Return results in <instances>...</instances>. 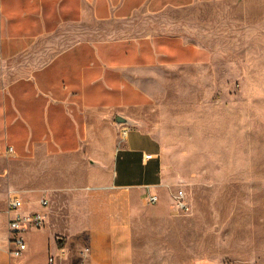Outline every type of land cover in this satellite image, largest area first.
I'll return each mask as SVG.
<instances>
[{"label": "crops", "instance_id": "0c3cea01", "mask_svg": "<svg viewBox=\"0 0 264 264\" xmlns=\"http://www.w3.org/2000/svg\"><path fill=\"white\" fill-rule=\"evenodd\" d=\"M236 1L0 0V161L49 158L80 166L74 186L22 201L21 214L44 217L36 235L49 238L45 264L49 258L146 264L136 234L144 232L143 222L166 219L172 210L161 145L143 116L169 73L215 60L210 47L183 34L191 24L176 16L200 4ZM117 117L130 122L122 125L129 130L123 140ZM53 191L86 197L66 217ZM106 193L104 215L93 198ZM150 196L157 204H148ZM5 214L0 264H28L30 246L16 259L8 255L7 208Z\"/></svg>", "mask_w": 264, "mask_h": 264}, {"label": "rangeland", "instance_id": "374dc122", "mask_svg": "<svg viewBox=\"0 0 264 264\" xmlns=\"http://www.w3.org/2000/svg\"><path fill=\"white\" fill-rule=\"evenodd\" d=\"M176 18L190 22L183 34L210 47L215 60L208 67L169 73L143 116L161 145L170 199L182 191L190 211L143 222L144 232L134 242L139 259L146 264H264V0L200 4ZM80 178L74 161L2 160L0 218L6 217L9 196L21 197L26 205L29 197L46 198L50 189L74 186ZM52 194L66 217H74L86 197ZM110 197L93 198L101 214L107 215ZM39 232L24 234L28 264L46 262L49 238Z\"/></svg>", "mask_w": 264, "mask_h": 264}, {"label": "built area", "instance_id": "2783aa9c", "mask_svg": "<svg viewBox=\"0 0 264 264\" xmlns=\"http://www.w3.org/2000/svg\"><path fill=\"white\" fill-rule=\"evenodd\" d=\"M120 139L123 140L128 134V128L120 126ZM8 154L12 150L8 149ZM149 205H155L158 202L156 196H150L147 200ZM41 207L47 206L46 200L40 201ZM23 207L21 198L17 195L9 196L7 200V246L8 255L16 259L20 257L26 250V244L23 239V234L31 230H43L45 227L44 217L38 213L21 214L20 211ZM171 210L179 214H187L190 211L189 203L186 196L182 191L176 192L171 196ZM61 254H64L61 251ZM48 264H54V258L48 259Z\"/></svg>", "mask_w": 264, "mask_h": 264}, {"label": "water", "instance_id": "95a60500", "mask_svg": "<svg viewBox=\"0 0 264 264\" xmlns=\"http://www.w3.org/2000/svg\"><path fill=\"white\" fill-rule=\"evenodd\" d=\"M126 124H130L129 121H127L126 119L124 118H121V117H117L116 118V126L120 127L122 125H126Z\"/></svg>", "mask_w": 264, "mask_h": 264}]
</instances>
